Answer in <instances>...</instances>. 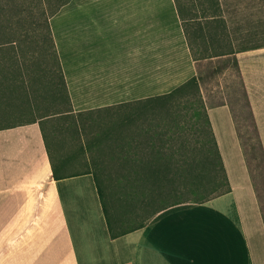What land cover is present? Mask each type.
Here are the masks:
<instances>
[{
	"label": "crops",
	"instance_id": "obj_1",
	"mask_svg": "<svg viewBox=\"0 0 264 264\" xmlns=\"http://www.w3.org/2000/svg\"><path fill=\"white\" fill-rule=\"evenodd\" d=\"M49 28L74 112L166 95L217 57H193L175 0H68ZM233 57L264 152V45ZM201 92L230 191L116 238L93 171L55 180L40 121L0 128V264H264L263 213L231 104Z\"/></svg>",
	"mask_w": 264,
	"mask_h": 264
},
{
	"label": "rangeland",
	"instance_id": "obj_2",
	"mask_svg": "<svg viewBox=\"0 0 264 264\" xmlns=\"http://www.w3.org/2000/svg\"><path fill=\"white\" fill-rule=\"evenodd\" d=\"M180 4L188 20L185 25L193 50L199 54L207 50L210 53L230 51L201 63L198 78L195 77L199 93L195 87H190L164 99L165 107L151 103L142 104V108L121 105L86 111L75 118L53 115L43 124L51 134L46 133V139L56 166L59 165L57 160L63 162L62 174L93 171L102 180L109 209L113 219L119 220L121 230L142 222L159 206L195 202L224 188L222 175L220 181L213 182V166L207 160L212 151L202 116L201 86L207 100L231 104L264 213V160L233 57L235 51L264 45V0H180ZM252 4H258L260 9L245 11L240 8V5ZM0 6V30H3L0 42L7 39L3 33H11L16 40L11 45L0 43V126L54 114L61 100L55 96L59 79L47 20L61 7L60 1L0 0ZM204 14L226 18V27H230L226 28L227 39L221 38L225 24L220 19H205ZM233 20L240 23L235 24ZM158 131L162 144L155 146L165 151L166 143L173 144V148L178 149V157L186 158L182 156L187 154L192 167L186 166L183 175L182 171H175V178L171 180L161 177L155 182L156 187L150 189L151 179L147 177L150 170L160 171L165 162L161 160L159 165L152 163L145 168L139 166L138 155L146 152L149 155L150 147H155L143 144L148 141L144 133L154 137ZM156 140L158 142V138ZM123 142L130 147L126 144L122 148ZM127 156L132 158L130 163L126 161ZM133 185L144 186L150 198L156 190L162 196L143 207L135 196L133 190L137 188Z\"/></svg>",
	"mask_w": 264,
	"mask_h": 264
},
{
	"label": "trees",
	"instance_id": "obj_3",
	"mask_svg": "<svg viewBox=\"0 0 264 264\" xmlns=\"http://www.w3.org/2000/svg\"><path fill=\"white\" fill-rule=\"evenodd\" d=\"M58 1H60V6L62 7L64 5V3L66 1H68V0H66V1L58 0ZM215 1H217V0H215ZM175 3H176V6H177V10H178L179 16H180L181 20L183 21V26H184V29H185V35H186V37H187V39L189 41V46H190L191 51L193 52V57H195V59H201V58L212 57V56H217V55L230 53V51L227 52L226 50L218 52V53H210L207 50V52H204V54H199V55H197L198 53L195 51V56H194V50H192L193 48L190 45L191 41L188 38V33H187V30H186L187 28H186V25H185V22H187L188 20H186L187 18H185V16L183 15V12H182V9H181L180 0H175ZM1 11H2V8L0 6V12ZM57 11H55V12H57ZM55 12H53L52 14H50L48 16L47 28H48V37L51 40V48L53 50V55H54V59H55V63H56V68H55L56 73H57L56 76L59 79L58 88H57V90L55 92V96H56L57 99H60L61 102H60V104H58L60 106L57 107L58 108L57 112H55L54 114H51V115L47 114V115L41 116V117H39V118H37V119H35L33 121H40V123H41V125H40L41 126V131H42L43 136L45 138V142H46V145H47V150L49 152V160H50L51 168H52V176H53V179L57 180V179L65 177V175H67V174H62V164H63L62 161L57 160L58 164H59L58 166H56V164H55L56 160L52 156L50 145L48 144L47 139H46V136H47L46 133H48V132L45 130V126H43V124L46 123L47 122L46 120L50 119V117L53 116V115L75 118V116H80L83 112H74L73 111V108L71 106L70 97H69V94L67 92V88H66V85H65V80H64V77H63L62 68H61V65H60V62H59V59H58V55H57V51L55 49L54 42H53V39H52V36H51V32H50V28H49V17L51 15H53ZM204 15L205 16H203V17L205 19H209V20H213V19H215L217 17L215 15H209V14L208 15L204 14ZM216 19H220V21H222L224 23V20L222 18L219 17V18H216ZM0 31H3V30H0ZM3 35H7V39L2 40V42H0L1 44H4V45L5 44L6 45L9 44V45H11V43H15L16 40L14 38H12L11 33H7V34L3 33ZM221 38H224V39L228 38L227 31H225V30L223 31ZM190 87H195V90H198L197 92L199 93L197 79L195 77L189 79L187 82H185L184 84H182L181 86L177 87L176 89H174L173 91H171L170 93H168L166 95L147 99L143 103H139V104L134 105V107L135 108H142L141 107L142 104H145V103L146 104L151 103V104H155L157 106L160 105L162 107H165V103L163 101L164 99H168V98L174 96L175 93H177V92H179L181 90L184 91V90H186V89H188ZM201 102H202V99H201ZM247 103H248V107H249L250 117H251L252 122L254 124L257 140H258V143H259V146H260V150L262 152V156H263V160H264V152H263L262 144H261V141L259 139L258 132H257V127H256V124H255V121H254V116H253L249 101ZM202 107L204 108V110L202 112V116L204 118L205 130H206L207 134L210 136L209 147H210L212 152H209V154L207 155V160H208V163H210L211 166H213L212 167V172H211L212 173V180H213V182L217 183L218 181H220L219 177H221V175H222V183H223L222 185L224 186V188L219 193H217V194H215L213 196H209V197L197 200L195 202L204 201V200L216 197L218 195H221L223 193H226V192L230 191V186H229V183H228V180H227V177H226L225 169L223 167L222 159H221V156L219 154V150H218L217 144L215 142V139H214V136H213V133H212V130H211L209 118L207 116V112H206V109H205V106H204L203 102H202ZM193 117H195V116L192 115V118ZM10 126L11 125L0 126V128L10 127ZM237 129H238V127H237ZM238 134H239V137L241 139V134H240L239 130H238ZM49 135H51V134H49ZM155 135H157L156 137L159 140L160 132H159V134L156 133ZM144 136L148 140V141H145L143 143L145 146H147L148 144L155 146V144H157V143L161 146L159 141L156 142V143H152V144L149 143V140L150 139H154L155 136L154 137L150 136V134L147 133V132L144 133ZM241 143H242V139H241ZM126 144H128L129 147H130L129 143H124L123 142L121 144L122 148H125ZM159 145L155 146L154 148L150 147V154L149 155L146 154L147 152L143 153L141 156H139L137 154L138 157L140 158L139 159L140 160L139 166H145V168H146V166H149V165L152 166L151 165L152 163H156L157 165H159L158 163L161 160H164V162H165L164 165L162 166L163 168L160 171H158L156 169L155 170L154 169L150 170V172H149L150 174H148L149 176H147L148 178L151 179V185L149 187L150 189H154L156 187V186H154L155 182L157 180L161 179V177H163L164 179L166 178V179L171 180V179L175 178V171L176 172L182 171V173H180V174L183 175L184 174V169H185L186 166L192 167V163L190 162L191 161L190 158L188 156H186L187 154L182 156V157H186V158H179L178 155L176 154V152H178V149L175 150L173 148V144L169 145V144L166 143L165 151H162L160 149L161 147ZM184 146H185V144H184ZM131 148H129L130 151H131ZM245 156H246V153H245ZM131 160H132V158L130 156L129 157L127 156L126 161H129V163H130ZM246 160H247V164L249 166V162H248L247 157H246ZM126 161H125V163H127ZM249 170H250V167H249ZM188 172L192 173V171H190V170ZM79 173H81V172H79ZM77 174L78 173H74L73 175H77ZM191 175L192 174H190L189 176H191ZM93 176H94V180H95V184H96V188H97V193H98V196H99V199H100V203H101V206H102V209H103L104 217H105V220H106L107 228H108V231H109V234H110L111 238H116V237L124 235V234H126V233H128L130 231H133L135 229L144 227L146 225V223L148 222V220L152 216H154L156 213H158V212H160V211H162L164 209H167V208H169V207H171L173 205L182 203V202H178V203H175V204H168V205H165L163 207L159 206L158 208H156V210H154V212L148 218H146L142 222H140V223L136 224L135 226L130 227L128 229H123L122 228V230H121V227L119 228V226H118V224L120 225L119 220H114L113 219L112 212L109 209L108 196H107V194L105 192V188H104V185L102 183V180L94 172H93ZM129 177H132V176L129 175ZM251 177H252V174H251ZM130 181H136V179H130ZM133 188H137V189H135L133 191H134L135 196L137 197L139 203H141V205L143 207H146L147 205L149 206L150 204H152V201H155L156 198H158V197L161 198V196H162L161 192L158 191L156 193V191H157L156 190V191H154L155 193H154L153 197L150 198L149 197L150 195L147 196V189H145L144 186L135 187L133 185ZM255 191H256V195H257V198L259 200V203L261 205L260 195H259V192H258L256 186H255ZM262 209H263V207L261 205V210ZM262 213H263V211H262ZM263 219H264V213H263Z\"/></svg>",
	"mask_w": 264,
	"mask_h": 264
}]
</instances>
